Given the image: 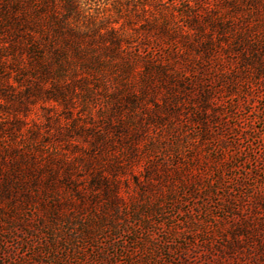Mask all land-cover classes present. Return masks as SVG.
<instances>
[{
  "label": "trees",
  "instance_id": "trees-1",
  "mask_svg": "<svg viewBox=\"0 0 264 264\" xmlns=\"http://www.w3.org/2000/svg\"><path fill=\"white\" fill-rule=\"evenodd\" d=\"M239 86L264 91V0H0V209L45 204L83 169L118 207L149 128L186 119L206 143Z\"/></svg>",
  "mask_w": 264,
  "mask_h": 264
},
{
  "label": "rangeland",
  "instance_id": "rangeland-1",
  "mask_svg": "<svg viewBox=\"0 0 264 264\" xmlns=\"http://www.w3.org/2000/svg\"><path fill=\"white\" fill-rule=\"evenodd\" d=\"M238 88L222 98L206 143L194 141L200 127L186 119L172 132L151 126L136 161H124L113 179L118 207L103 208L83 169L73 188L46 193L45 204L1 208L0 264H264V207L255 208L256 198L264 203V91L247 97ZM40 116L36 106L29 118Z\"/></svg>",
  "mask_w": 264,
  "mask_h": 264
}]
</instances>
